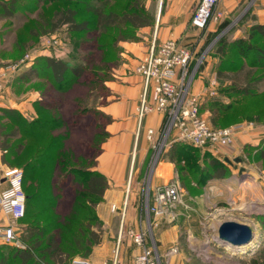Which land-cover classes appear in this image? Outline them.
<instances>
[{
	"label": "rangeland",
	"instance_id": "1",
	"mask_svg": "<svg viewBox=\"0 0 264 264\" xmlns=\"http://www.w3.org/2000/svg\"><path fill=\"white\" fill-rule=\"evenodd\" d=\"M135 1L139 5L144 4L155 24L159 0H77L71 4H53L43 8L39 6L37 9L32 0H26L24 4L18 5L12 18L6 19L0 15V81L4 84L0 98L3 100L9 97L12 103L0 106V123L7 122L2 110H17L19 104L29 105L35 113L43 103L56 105L57 111L62 112L73 126L72 141L75 147L90 155L92 152L88 140L94 135V131H91L94 117L91 112L81 114L80 111L93 110L96 106L107 104L110 95L107 82L117 80L118 70L129 60L123 55L124 49L117 40L119 33H124L127 37L125 42H135L131 41L133 35L139 41L141 36L139 31L133 32L126 26L119 29L99 25L97 18L88 10L94 8L105 14L108 11L120 13L129 5H136ZM67 5L77 8L81 19L91 21L88 31L72 33L64 26L55 32L41 34L42 29H48L46 26L41 27L42 16H51L57 7ZM216 23L218 21L201 29L208 36L200 50L192 49L196 59H201L192 90L195 93L197 80L204 81L198 94L202 118L213 125L211 106L216 109L219 105L218 107H225L228 111L217 116L218 123L214 127L228 128L241 124L244 125V130L236 133L230 145L221 147L217 152L185 147L183 143L182 150L177 154L173 155L170 149L161 155V162L166 159L172 163L183 194L174 208V214L178 212V215L173 220L165 219L159 227L153 226L149 235L159 245L157 230L176 228L179 232L183 231L184 245L179 247L178 253L169 254L171 259L184 257L183 264H264V69L251 65L242 66L243 64L238 63L239 56L232 52L221 54L219 47L225 40L229 43V36L224 26H216ZM32 28L40 35L32 36ZM28 53L33 60L19 65ZM42 57L62 60L71 67H82L87 74L76 79L67 92L65 91L69 85L54 84L49 75H46L48 72L43 69L40 78L27 81L23 79L24 73L43 66L39 61ZM15 65L17 67L13 68ZM205 72L204 79L202 76ZM92 76L96 80L91 81ZM68 77L72 81V75ZM213 81L216 94L208 96L206 91ZM248 90L251 91V96L244 95L243 92ZM8 121L11 122L8 123L9 127L11 124L12 127L15 125V119ZM247 131L251 133L249 136ZM240 134L247 136L243 137L245 142L234 146ZM143 136L141 129L139 141H142ZM144 141L147 143L145 137ZM153 157L152 150L143 157L137 154L131 176V192L125 200L126 207L144 204V193L153 170ZM236 158L241 159V163L235 162ZM16 164L7 163V166L21 168ZM220 167H226L227 177H214ZM241 167L245 168L242 174L239 173ZM63 187L64 191L73 192L70 183L65 182ZM1 219L5 221L4 218ZM226 221L248 225L255 237L248 243L236 246L221 240L217 230ZM25 222L27 219L20 221L17 226L19 241L26 235ZM243 245L247 246L245 252L234 251V248ZM9 246L8 248L17 247L15 244Z\"/></svg>",
	"mask_w": 264,
	"mask_h": 264
},
{
	"label": "trees",
	"instance_id": "2",
	"mask_svg": "<svg viewBox=\"0 0 264 264\" xmlns=\"http://www.w3.org/2000/svg\"><path fill=\"white\" fill-rule=\"evenodd\" d=\"M77 0H32L35 9L53 4H71ZM26 0H0V15L6 19L13 17L19 4ZM136 5H129L122 12L108 11L106 14L98 9L91 8L89 13L97 18L99 25L108 27H127L133 32L153 25V18L146 11L144 4L135 1ZM89 19H81L77 8L67 5L57 7L51 16H42L41 34L55 32L67 26L72 33H82L90 28ZM127 32V31H126ZM32 36L40 35L35 29H30ZM119 33L117 40L127 41V37ZM133 35L131 41H137ZM225 42V43H224ZM219 52H232L239 56L240 64L264 69V25L255 24L247 31V36L233 42L224 41ZM228 42V41H227ZM42 67L32 69L22 75L26 81L41 77L42 69L48 72L54 84L69 85L68 89L84 75L82 67H71L68 63L52 57H42ZM246 60V61H243ZM248 60V61H247ZM244 62V63H243ZM68 75H72L69 81ZM91 81L96 80L93 76ZM244 95L251 96V91H244ZM219 106V105H218ZM211 106L213 109V126H217L218 115L227 113V108ZM56 105L43 103L38 109L37 117L27 122L15 109L2 110L7 122L0 123V150L6 151L2 155L3 164L17 163V166L26 171L24 190L27 195L26 213L21 220L24 223L26 235L22 240L28 248H7L1 252L0 264H71L75 256L87 257L92 248L101 242V233L93 227L101 226L95 209L102 200L108 188L107 178L91 171L90 166L95 164L96 158L102 151V143L108 138L106 126L111 118L96 109H84L81 114L91 112L94 117L92 130L94 135L88 140L90 155L79 157L72 149L73 126L69 124L65 115L57 111ZM60 110V109H59ZM10 119H15V125ZM264 144V140L262 141ZM183 143L172 145L173 155L181 151ZM186 146H190L185 144ZM180 146V147H178ZM191 147V146H190ZM193 147V146H192ZM28 149L27 156H23ZM198 149V148H197ZM264 157V148L262 149ZM214 163V162H213ZM228 176L226 167L216 170L215 178ZM70 183L75 198L72 204V213L63 215L56 212L55 200H64V183Z\"/></svg>",
	"mask_w": 264,
	"mask_h": 264
},
{
	"label": "crops",
	"instance_id": "3",
	"mask_svg": "<svg viewBox=\"0 0 264 264\" xmlns=\"http://www.w3.org/2000/svg\"><path fill=\"white\" fill-rule=\"evenodd\" d=\"M196 4L197 0H159L155 24L138 30L141 36L139 41L121 42L120 44L124 49L125 54L123 55L129 60L118 70L117 80L107 82L110 92L107 104L95 107L96 110L110 117L111 122L105 128L109 136L102 143V151L96 158L95 164L89 168L91 171L104 175L108 180V188L95 209L101 226H94L93 229L101 233V242L92 248L87 257L75 256L71 264L75 259L89 260L94 264H112L116 261L117 264H134L139 250L124 233L127 229L145 228L147 219L144 204L140 206L135 204L128 208L125 200L131 192V176L135 169L137 154L143 157L151 150L152 153L154 152L152 142L146 136V130L153 128L158 135L164 124V115L153 112L147 115L140 125L138 107L143 90V79L134 72V69L138 60L148 52L152 43L159 45L174 39L183 46L196 51L201 49L208 35L206 31L195 29L191 25ZM219 10L223 12V16L216 26H224L229 42L247 36L248 29L255 24L264 25V0H220ZM205 74L206 72L202 76L204 79ZM202 83L204 81H196L195 94L200 93ZM0 101H2L0 106L12 104L9 97L0 99ZM16 109L24 119L30 122L38 115V112L32 111L25 103L19 104ZM141 129L144 136L142 141H139ZM246 133L247 136L251 134L248 131ZM240 135L237 136L234 146H240L245 142L243 137L247 136ZM70 143L77 156L86 157V152L76 148L73 141ZM27 152L28 149L25 150L23 156H27ZM1 155L0 150V189H4L6 182L2 178L1 171L9 166L3 164ZM20 169L24 170L22 167ZM24 173H26L25 170ZM176 176L172 163L166 159L162 162L160 160L153 173L151 184L152 186L164 184ZM74 198V192L64 191V200L57 199L53 205L56 212L65 216L71 214ZM113 208L116 209L113 210ZM177 215L178 212H176ZM164 220V218L158 219L156 226L159 227ZM158 233L160 242L158 249L163 264H183L184 257L171 259L170 252L168 253L172 247L184 245L183 231L179 232L173 228L172 230H157ZM15 246L20 249L28 248L23 240L19 241L18 237ZM8 247L10 246L0 241V256L1 252L7 251Z\"/></svg>",
	"mask_w": 264,
	"mask_h": 264
},
{
	"label": "built area",
	"instance_id": "4",
	"mask_svg": "<svg viewBox=\"0 0 264 264\" xmlns=\"http://www.w3.org/2000/svg\"><path fill=\"white\" fill-rule=\"evenodd\" d=\"M219 1L197 0L191 25L195 29H204L209 23L219 21L223 16V12L219 10ZM32 60V55L28 53L19 65ZM200 61L199 57L196 59L195 52L191 48L170 39L159 45L152 43L134 69V72L143 79V90L138 107L140 125L142 120L153 112L164 115V124L158 135L153 128L146 130V136L152 142L154 150L153 170L143 201L147 219L146 227L127 229L124 233L139 250L134 264H163L157 240L153 236L150 237L149 231L157 225L158 219L173 220L175 218L174 208L183 194L178 176L167 183L152 186V176L161 155L163 156L176 142L217 152L221 147L230 145L236 133L244 130V125L241 124L228 128H216L200 116L199 96L192 90L200 70ZM16 67L17 65L13 66V68ZM213 84L214 81L206 91L208 96L216 94ZM3 90L4 84L0 81V97L3 95ZM1 174L6 187L0 189V241L3 244L12 245L17 241V226L26 213L25 173L20 168L6 167ZM178 250L179 247L176 245L170 249L169 254L178 253ZM116 262L112 264H117ZM72 264L94 263L89 260L75 259Z\"/></svg>",
	"mask_w": 264,
	"mask_h": 264
},
{
	"label": "water",
	"instance_id": "5",
	"mask_svg": "<svg viewBox=\"0 0 264 264\" xmlns=\"http://www.w3.org/2000/svg\"><path fill=\"white\" fill-rule=\"evenodd\" d=\"M230 162L228 159H226ZM235 162L241 163V159H234ZM245 171L244 167L240 168L239 173L242 174ZM217 234L223 241H229L233 245H240L249 242L255 237L252 229L242 223L235 221H226L219 225Z\"/></svg>",
	"mask_w": 264,
	"mask_h": 264
},
{
	"label": "bare ground",
	"instance_id": "6",
	"mask_svg": "<svg viewBox=\"0 0 264 264\" xmlns=\"http://www.w3.org/2000/svg\"><path fill=\"white\" fill-rule=\"evenodd\" d=\"M227 242H229V241H227ZM250 242V241H249ZM230 243V242H229ZM248 243V242H247ZM233 245V244H232ZM241 245V244H240ZM236 246V245H235ZM247 250V246H245V245H243V246H239L238 248L236 247V248H234V251L235 252H245Z\"/></svg>",
	"mask_w": 264,
	"mask_h": 264
}]
</instances>
